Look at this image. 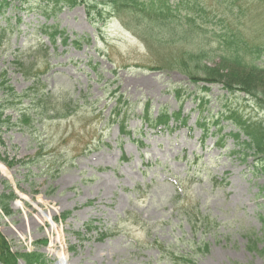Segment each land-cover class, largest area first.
I'll return each mask as SVG.
<instances>
[{"label":"rangeland","instance_id":"obj_1","mask_svg":"<svg viewBox=\"0 0 264 264\" xmlns=\"http://www.w3.org/2000/svg\"><path fill=\"white\" fill-rule=\"evenodd\" d=\"M86 1L88 8L57 0L0 7V163L11 174L0 173V195L14 196L9 216L0 209V233L11 250L43 253L48 264H57L62 244L67 264H189L179 255L186 249L196 250L194 264H264V254L247 247L249 238L264 245L259 162L233 153L229 120L220 122L221 146L213 126L203 143L195 126L199 115L214 120L229 110L264 120V108L221 83L192 80L182 66L228 34L245 63L257 59L264 0H185L204 32L194 28L171 42L146 28L145 13ZM43 26L63 29L68 44L53 46ZM78 38L90 42L76 48ZM6 85L26 96L9 97ZM146 104L153 117L180 110L186 125L146 126L139 117ZM119 110L130 137L119 133ZM88 223L98 228L85 232Z\"/></svg>","mask_w":264,"mask_h":264},{"label":"trees","instance_id":"obj_2","mask_svg":"<svg viewBox=\"0 0 264 264\" xmlns=\"http://www.w3.org/2000/svg\"><path fill=\"white\" fill-rule=\"evenodd\" d=\"M63 4H67L70 7H73L77 4H83L84 7L88 8L90 4L86 0H57ZM185 0H110L112 7L115 10L121 8L127 9L131 12L140 11L145 13L142 15L145 19V24L147 29L150 32L153 30L155 37L162 42H171L176 41L180 36L194 31V28L204 32L201 29V22H197V18L193 17L192 11L194 7L187 9L182 8V4ZM2 3L7 4V0H0V7ZM94 7V6H91ZM202 9V8H201ZM89 11V9H88ZM100 15L101 11H97ZM173 18L179 23H172ZM186 24V27L183 28L182 25ZM204 24V23H202ZM203 27V26H202ZM42 33L46 34L53 46H56L57 39H60L61 43L64 45L68 44V35L63 29H59L58 26H43ZM1 31V30H0ZM205 36V35H204ZM226 36V35H224ZM206 37V36H205ZM88 38H78L74 39L71 42L76 48H81L83 43H89ZM221 43H218L214 51L207 50L199 54H193L190 57L192 61L188 63H183V70L189 75V77L194 81H205L208 83H221L223 88L230 92H235L236 90L244 92L246 95L251 96L256 103L264 108V67L258 64V61L261 59V56H264V45L257 46L254 49L255 56L257 59H254L252 63H245L241 56V43L233 35L228 34L224 39L221 37ZM213 56L219 59L218 62H215L214 65H208V61H211ZM206 59V63L203 61ZM35 62H31L30 68H33ZM48 65V63H47ZM168 66V64H164ZM180 65V64H179ZM172 64H169V67H172ZM29 68V70H30ZM162 68V67H161ZM151 69H160V66H156ZM26 75L27 73L24 72ZM257 74H260L262 79H257ZM3 83H6L7 79L5 78V72L2 73ZM34 79L38 78L37 73L33 74ZM256 79V80H255ZM6 88L9 90L7 95L9 97H19L20 99L26 96L24 94H17L10 85H6ZM208 89L207 87H204ZM121 96L117 98V103L121 100ZM125 103V102H124ZM117 107V106H115ZM118 118L115 119V122L118 123L119 133L130 137L132 132L128 128L126 123V115H121L120 110L114 112ZM63 116V115H61ZM141 121L151 128L162 127L163 129H172L170 126V121L179 123L180 125H186V117L181 115V111L169 113L166 110L158 111L156 116H152L149 112V104H146L143 108L142 114L139 116ZM222 119L229 120L235 127V131L230 132L228 135L232 137L235 146L237 149L233 150V153H239L243 159H246L247 156L253 155L256 162L255 167L260 168L264 173V120L258 118H243V115L238 114L237 110L226 111V114L220 117L207 118L206 116H198L196 119V126L201 129V143L204 142L208 131L211 126L214 127V130L210 133L212 135H218L216 144L221 146L224 142V136L221 134L222 127L220 122ZM245 136L243 139L241 136ZM140 145L143 144L141 138L137 140ZM0 143H2L0 138ZM122 159L127 161L128 158L122 156ZM10 163V162H9ZM13 193L10 194H1L0 195V209L4 215H10L9 200L13 198ZM68 212H65L61 215V219H65L68 216ZM187 221L193 223V217L189 216ZM85 232H89L92 229H97L98 226H93L91 224L84 225ZM78 236L81 233H77ZM106 236L105 232H99V239H103ZM258 242L248 239V249L256 250L258 253L264 254V245L258 247ZM160 247H162L160 245ZM199 251H207V246L204 245L201 247L200 244H197ZM196 250L186 249L181 252L180 259L183 263L194 264L193 255ZM200 253V252H199ZM176 252H170V256H174ZM178 255V256H179ZM189 256L191 258H189ZM18 259H21L25 264H48L46 256L40 252H13L10 250V245L5 240V238L0 233V264H18Z\"/></svg>","mask_w":264,"mask_h":264},{"label":"bare ground","instance_id":"obj_3","mask_svg":"<svg viewBox=\"0 0 264 264\" xmlns=\"http://www.w3.org/2000/svg\"><path fill=\"white\" fill-rule=\"evenodd\" d=\"M0 173L2 174V175H7V176H10L11 174H10V171H8L7 169H6V167L2 164V163H0ZM62 241V240H61ZM66 247H65V245L64 244H62V246H61V250L58 252V262H57V264H67V262H66V258H67V252H66Z\"/></svg>","mask_w":264,"mask_h":264}]
</instances>
